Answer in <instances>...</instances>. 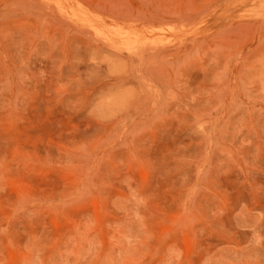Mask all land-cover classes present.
<instances>
[{"label":"rangeland","instance_id":"1","mask_svg":"<svg viewBox=\"0 0 264 264\" xmlns=\"http://www.w3.org/2000/svg\"><path fill=\"white\" fill-rule=\"evenodd\" d=\"M0 264H264V0H0Z\"/></svg>","mask_w":264,"mask_h":264},{"label":"bare ground","instance_id":"2","mask_svg":"<svg viewBox=\"0 0 264 264\" xmlns=\"http://www.w3.org/2000/svg\"><path fill=\"white\" fill-rule=\"evenodd\" d=\"M59 2H60V1H59ZM70 10H71V9H70ZM73 11H74V10H73ZM84 13H85V12H84ZM100 27H101V26H100ZM99 30H100V29H99ZM100 31H101V30H100ZM100 31H99V32H100ZM103 34H104V33H103ZM118 37H119V36H118ZM121 37H122V36H121ZM129 38H130V37H129ZM130 39H131V38H130ZM126 41H127V40H126Z\"/></svg>","mask_w":264,"mask_h":264}]
</instances>
